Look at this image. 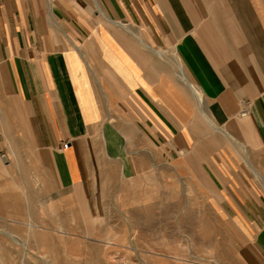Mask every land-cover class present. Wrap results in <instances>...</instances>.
Returning a JSON list of instances; mask_svg holds the SVG:
<instances>
[{
  "label": "crops",
  "instance_id": "1",
  "mask_svg": "<svg viewBox=\"0 0 264 264\" xmlns=\"http://www.w3.org/2000/svg\"><path fill=\"white\" fill-rule=\"evenodd\" d=\"M263 148L264 0H0V216L28 246L197 199L264 264Z\"/></svg>",
  "mask_w": 264,
  "mask_h": 264
},
{
  "label": "rangeland",
  "instance_id": "2",
  "mask_svg": "<svg viewBox=\"0 0 264 264\" xmlns=\"http://www.w3.org/2000/svg\"><path fill=\"white\" fill-rule=\"evenodd\" d=\"M260 151L258 172L264 181V148ZM261 191L264 195L262 182ZM163 202L164 215L150 199L148 215L141 219L125 214L129 209L123 204L128 201L118 200L116 213L92 217L98 231L59 234L60 246L51 245L48 252L41 249L43 253L8 231L0 216V264H263L231 220L206 214L204 201L166 198Z\"/></svg>",
  "mask_w": 264,
  "mask_h": 264
},
{
  "label": "bare ground",
  "instance_id": "3",
  "mask_svg": "<svg viewBox=\"0 0 264 264\" xmlns=\"http://www.w3.org/2000/svg\"><path fill=\"white\" fill-rule=\"evenodd\" d=\"M228 135V134H227ZM234 140V139H233ZM261 163V162H260ZM264 165V164H263ZM256 172V175H257V177H258V179L262 182V183H264V181H263V176L256 170L255 171ZM171 209H172V207H171ZM188 212V211H187ZM20 215V214H19ZM140 215V214H139ZM32 225V224H31ZM29 226V225H28ZM32 229V228H31ZM44 232V231H43ZM32 234V233H31ZM35 242V241H34Z\"/></svg>",
  "mask_w": 264,
  "mask_h": 264
},
{
  "label": "built area",
  "instance_id": "4",
  "mask_svg": "<svg viewBox=\"0 0 264 264\" xmlns=\"http://www.w3.org/2000/svg\"><path fill=\"white\" fill-rule=\"evenodd\" d=\"M67 146H68L67 142H63V143L60 145V148H61V149H65V148H67Z\"/></svg>",
  "mask_w": 264,
  "mask_h": 264
}]
</instances>
